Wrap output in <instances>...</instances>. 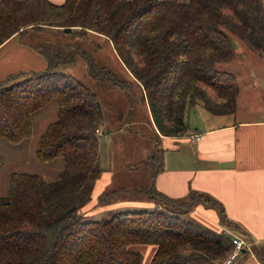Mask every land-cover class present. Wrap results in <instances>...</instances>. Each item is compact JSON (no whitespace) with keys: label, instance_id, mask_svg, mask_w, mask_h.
<instances>
[{"label":"trees","instance_id":"1","mask_svg":"<svg viewBox=\"0 0 264 264\" xmlns=\"http://www.w3.org/2000/svg\"><path fill=\"white\" fill-rule=\"evenodd\" d=\"M43 24L68 33L71 27L89 29L110 41L142 87L152 121L164 137L186 135V111L198 103L212 115L236 112V78L216 67L233 59L230 33L255 52L264 49L258 0H0V46L29 29L42 30ZM35 49L47 61L45 70L0 80V139L14 145L26 141L33 133L32 118L56 102L58 117L40 136L35 158L41 163L60 158L63 168L54 181L36 173H10L8 193L0 196V264H141L134 244L155 246L148 264H215L232 250L233 235L185 219L198 204L216 208L224 224H233L235 236L249 241L212 196L190 191L172 199L155 188L154 178L163 169L162 149L153 150L143 164L152 175L139 192L155 201L152 210L83 220L103 171L95 133L102 123L100 104L88 87L57 70L59 59L65 61L58 50ZM85 57L97 82L110 80L112 88L126 89L127 82ZM123 190L104 191L98 204ZM259 259L264 264L263 254Z\"/></svg>","mask_w":264,"mask_h":264},{"label":"rangeland","instance_id":"2","mask_svg":"<svg viewBox=\"0 0 264 264\" xmlns=\"http://www.w3.org/2000/svg\"><path fill=\"white\" fill-rule=\"evenodd\" d=\"M189 1L190 0H178L181 4L188 3ZM258 2L264 19V0H258ZM43 25L42 30L29 29V31H27L28 33L23 36L15 35L18 44H24L38 54L39 51L35 49L37 45L58 50L60 58H63L65 61L59 59L62 63L57 67V70L75 77L80 83L96 94L102 114V123L98 128L103 132L108 130L110 135L107 144V146L110 144L109 156L104 157V152L105 155L107 154L106 147L99 148L98 164L100 167L102 166L111 170L113 178L116 179L115 182L117 186L123 184L125 188L128 189L117 194L109 195V199L104 204H98V206L102 207H111L109 210L99 211L92 216H88L89 214L83 212V220L106 219L115 212L123 210L153 209L154 205H156L155 201L152 207L113 210L114 205L118 204L121 200L136 199L141 201L146 197L149 198L145 193L130 191L133 189L137 190L135 189L138 188L135 187L136 185H143V182H146L147 185L148 181H150L152 175L151 167H146L143 164L146 163L152 155V151L155 147L158 149L161 147L157 144L156 136L150 128L148 119L149 109L143 98L142 87L134 80L130 73L126 71L123 64L116 56L112 43L104 36L95 34L89 29H81L80 27H71L72 32L68 33L64 32L61 27ZM230 38L234 52L233 59L229 63L217 64L216 67L220 70L232 73L236 78L239 87L237 106L239 108L240 117H253L264 112V49L255 52L249 49L234 34L230 33ZM13 48L14 46L10 45L5 51ZM71 54H73V61L69 62L68 59ZM85 55L93 59L99 67L111 71L120 79L127 82L126 89L123 91L122 89L112 88V82L110 80H105L104 83L97 82L88 72V62ZM34 60H36V58H34ZM197 110L200 112H207L201 107V104L198 103L196 106L186 111V122L189 116L195 119V114L198 112ZM57 117V104L53 102L32 118L33 133L29 139L17 145L10 144L0 139L1 157L5 158L9 156V153L12 152L11 150H21L20 152L15 151L17 156L12 165L5 162L3 163L4 165L0 166V196H6L8 193V178L5 181V173H10L12 171H32L38 174L43 181H54L58 178L59 171L63 168L60 158L50 163H41L37 161L34 156L40 136L45 132L47 125L55 121ZM130 124L131 126L129 127ZM101 142L102 139L97 137L98 147ZM23 164L27 167H19ZM133 166L136 168L129 169L130 167L133 168ZM110 189L115 190V184H113ZM96 200H98L97 197ZM158 209L164 210V205H159ZM210 209L216 211L218 222L224 225L221 217L218 215V210L216 208ZM185 219L199 222V220L193 217L191 218L187 214L185 215ZM225 225V230L232 232L231 228H233V224L229 225L226 223ZM139 249L141 248L137 249L142 256L141 264H144V257L146 256H144V252Z\"/></svg>","mask_w":264,"mask_h":264},{"label":"crops","instance_id":"3","mask_svg":"<svg viewBox=\"0 0 264 264\" xmlns=\"http://www.w3.org/2000/svg\"><path fill=\"white\" fill-rule=\"evenodd\" d=\"M48 1L61 4L65 0ZM10 45L14 48L5 51ZM46 66L45 59L30 47L18 44L16 36H12L0 46V80L20 71H43ZM197 111L195 119L188 115L186 135L164 137L158 133L148 110L150 128L156 136L157 144L161 146L159 149L163 150V169L156 174L154 186L172 199H183L190 191L215 198L222 204L226 218L238 224L248 234L249 241L242 238L247 242V248L243 249L233 264H260L259 254L264 255V112L253 117H240L238 106L236 112L230 115H212ZM105 132L107 138L102 139L98 150L106 147L107 154L104 152V157H108L110 144H107L110 135L108 130ZM195 133L199 134V140L192 142L188 137ZM155 149L159 150L157 147ZM11 151L9 156L1 157L2 165L5 162L12 165L17 156L15 151L21 150ZM19 167L27 166L23 164ZM101 168L103 171L94 185L92 200L84 209L88 216L111 208L98 206L96 197L110 189L113 184L116 186L115 190H128L123 184L116 185V179L109 168ZM10 173L4 174L5 181ZM143 183L135 186L138 187L135 188L137 190L130 191H140L148 186L150 181L147 185L146 182ZM153 203L154 201L147 197L141 201L121 200L112 209L152 207ZM192 209L187 215L199 220L197 223L235 235L233 231L225 230V224L218 222L215 210L200 204ZM138 248H141L139 250L146 256L144 264H148L155 246H131L135 251H138ZM215 264L223 263L217 261Z\"/></svg>","mask_w":264,"mask_h":264},{"label":"built area","instance_id":"4","mask_svg":"<svg viewBox=\"0 0 264 264\" xmlns=\"http://www.w3.org/2000/svg\"><path fill=\"white\" fill-rule=\"evenodd\" d=\"M95 133L98 138H101V139L107 138L106 133L103 132L99 128L95 130ZM188 138L190 141L196 142L199 140V134L195 133V134L189 135ZM232 244H233V248L223 259L222 261L223 264H233V262L238 258V256L241 254L243 249L247 247L246 242L239 236H235V235L232 236Z\"/></svg>","mask_w":264,"mask_h":264}]
</instances>
